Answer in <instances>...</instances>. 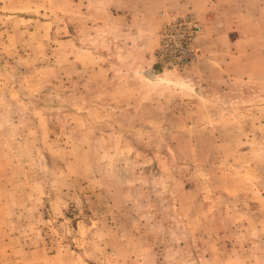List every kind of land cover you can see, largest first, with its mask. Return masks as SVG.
<instances>
[{
  "label": "rangeland",
  "instance_id": "rangeland-1",
  "mask_svg": "<svg viewBox=\"0 0 264 264\" xmlns=\"http://www.w3.org/2000/svg\"><path fill=\"white\" fill-rule=\"evenodd\" d=\"M0 264H264V0H0Z\"/></svg>",
  "mask_w": 264,
  "mask_h": 264
},
{
  "label": "bare ground",
  "instance_id": "bare-ground-1",
  "mask_svg": "<svg viewBox=\"0 0 264 264\" xmlns=\"http://www.w3.org/2000/svg\"><path fill=\"white\" fill-rule=\"evenodd\" d=\"M146 73H147V72H146ZM147 74H148V73H147ZM147 74H146V75H147ZM149 75H151V73H149Z\"/></svg>",
  "mask_w": 264,
  "mask_h": 264
}]
</instances>
